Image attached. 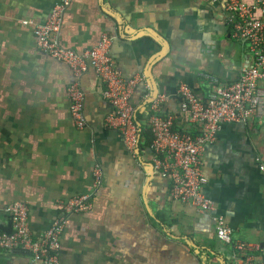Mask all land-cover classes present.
<instances>
[{
	"label": "crops",
	"instance_id": "crops-1",
	"mask_svg": "<svg viewBox=\"0 0 264 264\" xmlns=\"http://www.w3.org/2000/svg\"><path fill=\"white\" fill-rule=\"evenodd\" d=\"M60 1L0 0V232L12 228L7 209L20 202L29 206L35 238L65 218L60 264H233V246L217 238L213 214L171 197V182L155 172L145 138L156 96L165 95L161 114L173 117L175 130L194 131L180 110L179 85L205 98L204 75L228 85L252 65L226 0H73L65 11L63 47L82 53L107 36L122 77L144 78L131 99L141 130L136 155L106 125L112 108L93 68L76 77L37 46L35 26ZM74 81L84 95L83 128L70 110ZM96 164L103 173L98 187ZM261 166L264 108L246 123L223 124L203 154L204 192L215 213L225 216L233 242L258 244L264 256ZM83 195L91 197L88 211L64 212L68 200ZM29 260L22 249H0V264Z\"/></svg>",
	"mask_w": 264,
	"mask_h": 264
},
{
	"label": "built area",
	"instance_id": "built-area-1",
	"mask_svg": "<svg viewBox=\"0 0 264 264\" xmlns=\"http://www.w3.org/2000/svg\"><path fill=\"white\" fill-rule=\"evenodd\" d=\"M73 0H61L44 24L35 26L34 34L38 48L69 66L76 77L89 67L103 81V97L110 103L111 112L106 125L116 130L127 150L136 155L139 151L141 130L136 122L135 107L131 101L135 88L144 81L142 75L128 80L117 71L109 54L111 40L103 36L98 45L80 53L63 47L58 39L63 16ZM228 21L234 36L248 45L253 63L242 70L240 78L223 85L220 79L204 75L209 82L205 98L199 97L186 83L179 85L177 95L180 110L193 124L197 134L174 129L172 116L161 114L165 95H158L151 104L148 127L153 136V166L155 172L171 182L173 199L191 203L201 212L213 214L217 238L233 246V264H264V256L258 244L233 242V229L224 215L215 213L214 203L204 192L208 178L203 170V154L217 140L223 124L246 123L261 116L264 108V0L246 3L244 0H226ZM25 25L29 22H24ZM70 110L76 125L83 128L84 95L77 81L69 89ZM264 170V166H261ZM95 186H101L103 173L98 164L93 170ZM90 195L76 196L64 205V212H85L91 208ZM12 222V232H0V249H22L30 254L29 264H60L61 238L66 220H54L50 228L35 238L29 223V206L15 203L7 209Z\"/></svg>",
	"mask_w": 264,
	"mask_h": 264
},
{
	"label": "trees",
	"instance_id": "trees-1",
	"mask_svg": "<svg viewBox=\"0 0 264 264\" xmlns=\"http://www.w3.org/2000/svg\"><path fill=\"white\" fill-rule=\"evenodd\" d=\"M178 131H180V132H187V133H190V134H192V135H195V134H197V130H196V128H195V130L193 131V130H181V129H179ZM148 132H150V131H147L146 132V135H145V138L148 140V142H150L149 144L151 145L152 144V140H153V136L151 135V137L148 135ZM151 134V133H150ZM149 145V146H150ZM2 232H7V233H11L12 232V228L11 229H7V230H4V231H2Z\"/></svg>",
	"mask_w": 264,
	"mask_h": 264
}]
</instances>
